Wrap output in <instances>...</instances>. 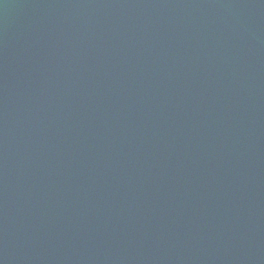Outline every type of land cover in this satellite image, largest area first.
Returning a JSON list of instances; mask_svg holds the SVG:
<instances>
[{
  "label": "water",
  "instance_id": "obj_1",
  "mask_svg": "<svg viewBox=\"0 0 264 264\" xmlns=\"http://www.w3.org/2000/svg\"><path fill=\"white\" fill-rule=\"evenodd\" d=\"M0 264H264V0H0Z\"/></svg>",
  "mask_w": 264,
  "mask_h": 264
}]
</instances>
